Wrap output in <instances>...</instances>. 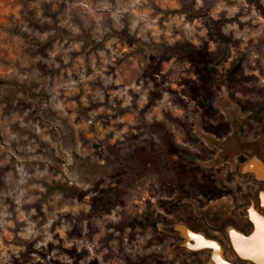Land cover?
Wrapping results in <instances>:
<instances>
[{
	"label": "rangeland",
	"instance_id": "rangeland-1",
	"mask_svg": "<svg viewBox=\"0 0 264 264\" xmlns=\"http://www.w3.org/2000/svg\"><path fill=\"white\" fill-rule=\"evenodd\" d=\"M104 2L0 0V216L8 211L15 225L6 243L24 249L10 253L9 264H175L158 225L177 221L182 203L197 202L184 193L216 171L204 165L213 148L199 136L231 124L216 100L225 93L243 131L246 123L249 135L264 136L261 0H245L247 8L239 0L153 4L154 14L163 13L157 26L171 22L160 43L131 32L130 13L117 31L99 9ZM106 2L115 8L125 0ZM232 7L239 10L229 15ZM253 9L257 15L243 19ZM112 38L119 47L106 48ZM125 46L130 51L97 74L99 52L110 58ZM202 57L211 76L201 75ZM29 221L37 235L25 240L19 233Z\"/></svg>",
	"mask_w": 264,
	"mask_h": 264
},
{
	"label": "flooded vegetation",
	"instance_id": "flooded-vegetation-1",
	"mask_svg": "<svg viewBox=\"0 0 264 264\" xmlns=\"http://www.w3.org/2000/svg\"><path fill=\"white\" fill-rule=\"evenodd\" d=\"M242 140L246 142L260 141L261 150L264 147V136L260 134L249 135V126L244 124ZM231 131L229 123L217 134L222 139ZM217 148H213L211 156H215ZM244 154H235L232 161L219 160L214 166V174L204 176L199 180L192 192L196 199L195 205L206 215H197L189 203L179 206L180 217L177 221L168 223H184L192 231L185 234V239L195 243L196 239L206 242L198 248H179L172 254L176 258L175 264H221L222 260L228 264H264L259 257L252 259V251L261 242V232L264 230V208H261L260 196L264 193V180L257 181L255 176L264 177V158L262 165H254ZM186 209V211H185ZM249 209L254 214H250ZM212 220L215 225L209 223ZM167 223V222H165ZM158 232V231H157ZM186 233V232H185ZM164 245L168 249L184 241L180 232L160 233ZM243 237V240L241 239ZM211 242L207 244V242ZM215 243L216 248L211 244ZM192 245V244H191ZM238 249L245 250L241 255Z\"/></svg>",
	"mask_w": 264,
	"mask_h": 264
},
{
	"label": "clouds",
	"instance_id": "clouds-1",
	"mask_svg": "<svg viewBox=\"0 0 264 264\" xmlns=\"http://www.w3.org/2000/svg\"><path fill=\"white\" fill-rule=\"evenodd\" d=\"M201 0H195V4L197 7L200 6ZM239 3L241 6L247 8L248 5L245 4V0H239ZM261 3H264V0H261ZM153 4L158 5L160 8H164V7H171V8H179L180 5L179 3L175 2V0H172V2H168V3H161V0H152L151 3H149V0H125L124 4H118L115 8H113V6L109 3L105 2L102 3L99 6V9L102 13L107 14L108 16L111 17L113 23V27L119 31L121 28H124V24L121 23V16L124 13H130L131 14V22L129 25V30L131 32H134V34L136 36H139L141 40H155L157 43H160L161 40L167 36H171V22L164 24L163 28L158 27L157 26V21L161 20V17L163 15V13H159V14H154V9H153ZM85 7H87V5H85ZM221 7H223V5H221ZM238 7H232L228 10V14L232 15L234 13H236L238 11ZM216 11H220V8H217ZM256 12L253 9L250 13V15H245L243 17V19L248 20L250 19L252 16H256ZM103 17L101 15H96L95 19L97 20V28L96 31L97 32H101V28L99 26V22ZM181 19H183V17H181ZM257 19H259L260 23L262 25H264V19H260L259 17H257ZM256 21L254 20L253 23H255ZM187 27V25H185ZM230 27L235 28L236 25L233 24ZM78 29H73V32H77ZM104 32L108 31V28H104L103 29ZM145 33H148V35H145ZM201 35H203V33H201ZM44 37H41V39H43ZM179 36L173 37L172 39H168L167 43L171 44L173 42V40H177L179 39ZM97 40L100 39V36L96 37ZM116 45V47H119V45L117 44V41L115 38L109 39L107 41V43L105 44L106 48H110V46ZM72 48H79L78 44H73ZM113 51V55L110 58H105V53L104 51H100L99 52V57L102 59V65H101V69H100V73L97 74H102L103 71V64H111L112 61L120 56L121 51L123 52H128L130 51V49H128L126 46L123 47L120 51H115L114 49H112ZM52 56H56L57 55V51H53L51 52ZM65 62H67V59H65ZM95 62H96V57L92 58V63L93 66H95ZM171 64V60H169L167 63H165L163 65L162 70L163 71H167L168 67ZM135 67V66H134ZM139 67L142 69L144 67V62H140ZM93 79V76H83L81 75V80H91ZM157 79H159V76H157ZM109 80H111V77H108L105 79V83H107ZM115 83L119 84L120 81L116 80ZM173 87H175V85H172ZM128 88H132L135 91H139L140 88L135 85V84H128L127 85ZM148 87H151V83L148 84ZM126 91V89H125ZM124 92H114L113 95L114 96H120V95H124ZM99 95V94H97ZM100 99H103V96H99ZM131 100V97H127L124 99L123 101V105H128L129 102ZM85 103H87V101H85ZM141 105H143L144 100L143 97H141V101H140ZM122 105V106H123ZM103 110V109H101ZM93 115H95V113H93ZM125 120H130V117L125 116L124 117ZM149 121H151L152 117L149 116L148 117ZM156 119H162V117H160L159 115L156 116ZM88 123H91V121H88ZM110 130V129H108ZM102 131H106V130H102ZM45 139H47V137H44ZM24 181L21 180L20 183H23ZM41 191H43V189H41ZM10 194V193H9ZM20 201L19 199H17V204H19ZM31 215V213H30ZM10 216V213L8 211H4L2 216H0V233H2L3 238H0V256L3 257L2 260H0V264H9V254L11 253L12 255H18L19 253L23 252V247H13L11 244H7L6 241H12L13 240V236L11 234V232L9 231V229H13L15 228V225L12 223V221L10 219H5V217ZM19 219L21 220H26L27 217H25L23 214L20 215ZM29 226L28 228L23 231L20 232L19 235L21 238L23 239H29L30 237H34L37 235V233L35 231H33L34 225L31 224V221L28 222ZM50 223V222H49ZM47 227V226H46ZM57 231L60 233L61 236H63V230L62 229H57ZM47 240H51L52 237L50 235H48L46 237ZM37 248L40 247V244L37 243L35 245ZM70 246V244H66L65 245ZM36 259H39V257H36ZM69 264H71V262L69 261Z\"/></svg>",
	"mask_w": 264,
	"mask_h": 264
},
{
	"label": "water",
	"instance_id": "water-1",
	"mask_svg": "<svg viewBox=\"0 0 264 264\" xmlns=\"http://www.w3.org/2000/svg\"><path fill=\"white\" fill-rule=\"evenodd\" d=\"M216 104L228 118L230 119V126L231 131L222 139L216 138L215 136L208 134V133H199V136L201 139L205 142V144L210 148H217L218 152L212 158L210 161H207L204 163L205 166H213L217 165L219 160H227L232 161V158L235 154H244L250 159L249 153L251 152L252 147L255 145L256 141L246 142L242 140V133H243V127L240 124L239 120L241 117V114L238 111L237 106L227 97L225 93H223L217 100ZM233 111V112H232ZM228 143H232L231 146H228ZM264 158V147L261 150V154H259V159ZM191 205L193 206V211L197 215L204 214L205 212H202V210L198 209L195 205V202L190 200ZM209 223L212 225H215L214 222L210 219H208ZM158 228L161 231L167 232V233H173V232H186L185 234H191L192 231L186 226L184 223H174V224H159ZM183 230V232L181 231ZM182 236V234H181ZM184 239L183 242L176 244L170 248V253L174 252L175 250L179 248H186L184 246L186 237L182 236ZM194 244V243H192Z\"/></svg>",
	"mask_w": 264,
	"mask_h": 264
},
{
	"label": "bare ground",
	"instance_id": "bare-ground-1",
	"mask_svg": "<svg viewBox=\"0 0 264 264\" xmlns=\"http://www.w3.org/2000/svg\"><path fill=\"white\" fill-rule=\"evenodd\" d=\"M260 141H256L255 145L252 147L251 149V152L249 153L250 155V161H252L251 163L254 165L253 168H258V166L262 165V160L259 159V154H261V147L259 146L260 145ZM232 143H228V146H231ZM255 180L257 181H263L264 180V177H257L255 176L254 177ZM181 231L183 232V230L181 229ZM185 235V232L182 233V236L184 237ZM187 237V236H185ZM187 239V238H186ZM204 242H206L204 239H196V242L194 244H192L189 240H186L185 243H184V246L186 248L192 246V248H198L200 246H202L204 244ZM211 242H207V244H210ZM192 244V245H191Z\"/></svg>",
	"mask_w": 264,
	"mask_h": 264
},
{
	"label": "snow or ice",
	"instance_id": "snow-or-ice-1",
	"mask_svg": "<svg viewBox=\"0 0 264 264\" xmlns=\"http://www.w3.org/2000/svg\"><path fill=\"white\" fill-rule=\"evenodd\" d=\"M260 201H261V208H264V193H261L260 196ZM250 214H254L252 209L248 210ZM243 240V237H241ZM212 248H216L217 245L215 243L211 244ZM241 255L245 254V250L238 249ZM248 251H252L253 255L251 256L252 259L260 258L261 260H264V230L261 232V242L258 246H255L253 249H248ZM221 264H228L227 261L222 260Z\"/></svg>",
	"mask_w": 264,
	"mask_h": 264
},
{
	"label": "trees",
	"instance_id": "trees-1",
	"mask_svg": "<svg viewBox=\"0 0 264 264\" xmlns=\"http://www.w3.org/2000/svg\"><path fill=\"white\" fill-rule=\"evenodd\" d=\"M198 53H201V52H198ZM206 53H207V52H206ZM201 63H202V68H200V69H201L200 72H202L201 75H203V73H204V74H207V75L211 76L210 68H209V66H207V64H206L205 61L203 60V57H202V59H201ZM66 189H67V188H65V190H66Z\"/></svg>",
	"mask_w": 264,
	"mask_h": 264
}]
</instances>
